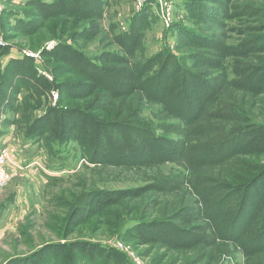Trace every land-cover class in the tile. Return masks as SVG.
<instances>
[{
  "label": "rangeland",
  "instance_id": "rangeland-1",
  "mask_svg": "<svg viewBox=\"0 0 264 264\" xmlns=\"http://www.w3.org/2000/svg\"><path fill=\"white\" fill-rule=\"evenodd\" d=\"M28 1L1 0L0 65L29 59L0 73V264H264V0Z\"/></svg>",
  "mask_w": 264,
  "mask_h": 264
},
{
  "label": "trees",
  "instance_id": "trees-1",
  "mask_svg": "<svg viewBox=\"0 0 264 264\" xmlns=\"http://www.w3.org/2000/svg\"><path fill=\"white\" fill-rule=\"evenodd\" d=\"M27 3H29V4H32V5H42V7H48V6H50V7H53L54 9H56L57 7H61L62 6V4L59 2V1H57V2H54V3H48V2H45L44 0H30V1H28ZM84 4H85V2H84ZM82 6H83V1H82ZM189 8L191 9V12H196V13H199V12H201V10H204V8L202 9V7H201V5L200 4H198V3H195V2H190V5H189ZM53 9V10H54ZM68 12H74L73 10H69ZM15 13V12H14ZM13 14V13H12ZM56 14H58V11H52L51 12V15H56ZM203 15H205V14H203ZM207 15V14H206ZM217 16H219V14H216L215 15V17H217ZM28 18H26V17H18V19H17V22H19L20 24H28L29 23V20H27ZM88 28H83L82 30H79V31H77V32H75V33H80V32H86V31H88L87 30ZM66 46H69V45H67L65 42H61L60 44H59V47H63L65 50H67V49H69V48H65ZM74 52V51H76V49L74 50H68V52ZM11 52V50H8L7 51V49H5V50H0V64H1V58L3 57V56H6V55H9V53ZM27 59H29V58H26V56L25 55H20V56H18V57H16V58H12L9 62H8V64L5 66V67H3L2 68V66L0 65V73H4V75L5 74H8V70H9V68L8 67H10V66H16V65H20V64H22L24 61H26ZM91 65H94V66H98L99 67V65H97L95 62H89ZM10 65V66H9ZM33 67H34V70H35V72L36 73H38V68H37V63H36V61H35V58H34V61H33ZM8 68V69H7ZM96 69H98V68H96ZM39 75V74H38ZM26 77V75H24V74H15V75H13V79H18V81H20V82H22L23 81V79H25V77ZM43 76V77H42ZM38 78H42V80H43V84L46 86V87H48V85H50L51 84V81H52V79H49V77H47V76H44V75H39V77ZM27 80H29V78L27 79ZM32 85L34 86V83H32L31 82V79H30V88L31 89H33L32 88ZM245 132V131H244ZM243 132V133H244ZM234 133H235V131L234 130H231V131H229V132H227V134H228V138H233V136H234ZM156 136V135H155ZM37 137H39V135L37 136V135H27L25 138L26 139H34V138H37ZM64 140L62 139V138H57V137H55V139L53 140V142H57V143H59V144H61V143H64L63 142ZM85 156L87 157L86 159H87V161H89V162H92L93 161V159L90 157V155H89V153H88V151H86V153H85ZM102 162V161H101ZM257 180V179H256ZM256 180H254V181H251L249 184V186H248V188L252 185V182H255ZM100 247L103 249V250H106L107 251V253H110V252H115L116 253V255H120V256H122L120 253H119V251H117L116 249H112V247H109L108 245H104L103 243H100ZM123 263L124 264H132V262L129 260V261H127L125 258H124V261H123Z\"/></svg>",
  "mask_w": 264,
  "mask_h": 264
},
{
  "label": "built area",
  "instance_id": "built-area-1",
  "mask_svg": "<svg viewBox=\"0 0 264 264\" xmlns=\"http://www.w3.org/2000/svg\"><path fill=\"white\" fill-rule=\"evenodd\" d=\"M0 11H1V0H0ZM23 166L24 165H22L20 162H17V159L14 156L12 149H10L9 147L2 148L0 150V185L3 186L11 175L20 172ZM133 264H140V263L133 260Z\"/></svg>",
  "mask_w": 264,
  "mask_h": 264
}]
</instances>
